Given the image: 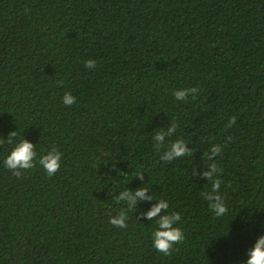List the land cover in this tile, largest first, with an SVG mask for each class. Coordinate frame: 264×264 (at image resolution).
<instances>
[{"label": "trees", "instance_id": "1", "mask_svg": "<svg viewBox=\"0 0 264 264\" xmlns=\"http://www.w3.org/2000/svg\"><path fill=\"white\" fill-rule=\"evenodd\" d=\"M0 264H264V0H0Z\"/></svg>", "mask_w": 264, "mask_h": 264}]
</instances>
